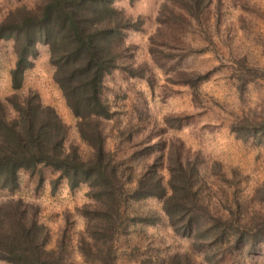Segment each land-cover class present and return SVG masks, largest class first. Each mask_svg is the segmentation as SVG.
Segmentation results:
<instances>
[{"label": "trees", "instance_id": "16d2710c", "mask_svg": "<svg viewBox=\"0 0 264 264\" xmlns=\"http://www.w3.org/2000/svg\"><path fill=\"white\" fill-rule=\"evenodd\" d=\"M113 1L38 0L32 6L9 8L0 18V41L10 40L13 54L8 70L11 92L0 97V189L15 190L20 170L40 167L56 174L51 189L62 180L69 190L87 186V201L79 207L84 218L76 240L80 260L69 254L64 230L47 248L49 231L39 221L35 205L5 199L0 201V261L118 264L116 238L129 224H154L160 212L174 234L189 239L190 251L146 257L141 264H198L192 254L211 264L242 250L254 255L264 245V179L248 190L237 168L226 169L218 160L203 158L200 150L181 139L157 136L137 141L135 123L120 125L117 108L104 96V77L119 68L129 76H146L144 66H131L124 42L126 31L138 29L141 22ZM169 1H163L162 18L157 17L159 24L148 38L153 62L158 64L159 54L171 56L163 51H185L202 43L214 47L218 17L212 18V0ZM38 46L47 48L52 80L75 119L77 141L68 138L67 125L34 90L18 93ZM239 62L240 78L249 66L254 73L258 69L247 67L245 56ZM175 71L189 87L209 72ZM115 116L114 137L119 142L108 149L105 129ZM166 124L177 126L170 120ZM229 130L237 138L250 136L264 145V116L233 118ZM146 198L160 201L158 214L133 206Z\"/></svg>", "mask_w": 264, "mask_h": 264}, {"label": "rangeland", "instance_id": "374dc122", "mask_svg": "<svg viewBox=\"0 0 264 264\" xmlns=\"http://www.w3.org/2000/svg\"><path fill=\"white\" fill-rule=\"evenodd\" d=\"M37 1L0 0V18L9 8L21 4L32 6ZM163 1L170 2L113 1L124 14L141 22L138 29L126 31L124 42L128 46L127 59L131 66H144L146 77L129 76L124 70L115 69L103 79L104 96L112 108H117L120 125L127 121L135 123L137 141L154 140L157 136L177 137L185 146L200 150L203 158L218 160L226 169L237 168L242 175V184L249 190L264 179V145L254 143L250 136L245 139L235 137L229 124L233 118L242 115L264 116V0H212V18L218 17L214 47L202 43L185 51H163L170 52L171 56L167 58L163 53L159 54V66L148 53V38L159 24L157 17L162 18ZM161 40L157 38L156 44ZM242 56L248 62L247 67L258 68L254 73L249 66L248 73L242 77L246 76L243 82L239 62ZM12 63L11 41L2 40L0 97L11 92L8 70ZM178 69L209 72L204 79L189 87L183 82L184 76L176 73ZM52 72L47 48L38 46L37 55L26 70L18 93L34 90L40 101L52 106L67 125L68 138L77 141L75 119L52 80ZM169 115L173 118H166ZM115 120L116 116L107 122L105 129L108 149H113L119 142L114 137ZM167 120L177 126H168ZM55 176L49 167H40L34 172L20 170L18 187L13 191L0 189V201L21 199L35 205L39 221L49 231L47 248L55 245L64 230L69 254L80 260L76 240L83 229L84 218L79 207L87 201V186L80 184L69 190L62 180L51 189L50 182ZM133 206L153 209L157 214L160 212V201L155 198L142 199ZM160 214L154 224H129L126 232L116 238L118 264H141L146 257L164 258L174 251H190L189 239L174 234ZM245 252L242 250L234 257L226 255L211 264H264V245L258 247L254 255ZM192 255L198 264H209L202 262L198 255ZM0 264L8 263L0 261Z\"/></svg>", "mask_w": 264, "mask_h": 264}]
</instances>
